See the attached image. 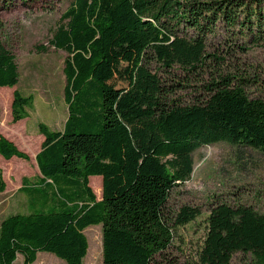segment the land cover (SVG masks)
I'll return each instance as SVG.
<instances>
[{"label":"trees","instance_id":"trees-1","mask_svg":"<svg viewBox=\"0 0 264 264\" xmlns=\"http://www.w3.org/2000/svg\"><path fill=\"white\" fill-rule=\"evenodd\" d=\"M62 20L49 43L67 52L68 117L60 130L39 123L45 138L35 158L42 177L34 183L24 177L19 188L31 211L0 224V264H14L18 255L32 264L39 252L83 264L85 229L97 224L104 264H172L159 256L176 227L200 213L185 206L172 224L165 211L171 191L191 176L192 152L222 141L264 152V98L249 95L247 77L227 74L207 83L200 101L182 104L149 64L199 69L218 22L261 42L264 0H73ZM19 80L16 56L0 39V86ZM33 103V95L15 89L12 121L30 116ZM0 155L30 159L3 135ZM95 175L102 176L101 199L90 185ZM6 186L0 165V192ZM237 252L250 254L249 264H264V213L218 204L199 262L231 264Z\"/></svg>","mask_w":264,"mask_h":264},{"label":"rangeland","instance_id":"rangeland-1","mask_svg":"<svg viewBox=\"0 0 264 264\" xmlns=\"http://www.w3.org/2000/svg\"><path fill=\"white\" fill-rule=\"evenodd\" d=\"M73 0H0V39L16 56L20 80L14 87L0 86V135L14 141L30 159L19 157L1 159L6 189L0 192V224L13 213L29 212L28 195L21 192L23 178L32 183L42 177L36 162L43 140L39 123L51 130L64 127L68 105L64 98L66 78L64 61L67 52L51 46L49 40L58 26L65 22L63 14ZM193 33L192 31H190ZM206 60L197 70L175 65L166 70L152 59L149 66L161 79L175 88L174 97L182 104L200 101L206 93L205 85L221 75L248 78L246 91L252 97L264 98V40L254 43L247 36L232 34L226 24L218 22L215 32L206 39ZM46 46L39 51L37 46ZM33 95L30 116L14 123L11 105L13 91ZM26 139H23V136ZM190 178L176 186L166 203L165 211L172 224L185 206L197 208L196 220L177 226L171 246L159 258L172 264H200L199 252L207 231V220L212 209L221 203L232 207L246 205L264 213V152L249 146L218 142L205 145L194 152ZM102 176L95 175L90 185L102 198ZM102 224L85 229L89 249L83 264H104ZM250 254L237 252L231 264H249ZM14 264H25L18 255ZM32 264H67L50 252H39Z\"/></svg>","mask_w":264,"mask_h":264},{"label":"crops","instance_id":"crops-1","mask_svg":"<svg viewBox=\"0 0 264 264\" xmlns=\"http://www.w3.org/2000/svg\"><path fill=\"white\" fill-rule=\"evenodd\" d=\"M22 120H24V119H22ZM19 122V121H18ZM20 122H21V120H20ZM44 138H45V136L44 135H42V136H40V139L41 140H44ZM23 139H26V136L24 135L23 136ZM41 148V147H40ZM40 150V149H39ZM0 157H2L1 155H0ZM1 159V158H0ZM0 165H1V160H0ZM90 179H92V176L90 177ZM101 182H102V180H101Z\"/></svg>","mask_w":264,"mask_h":264}]
</instances>
